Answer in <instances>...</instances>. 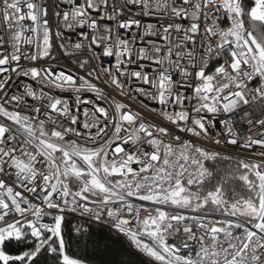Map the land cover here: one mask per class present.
Masks as SVG:
<instances>
[{"label":"snow or ice","instance_id":"snow-or-ice-1","mask_svg":"<svg viewBox=\"0 0 264 264\" xmlns=\"http://www.w3.org/2000/svg\"><path fill=\"white\" fill-rule=\"evenodd\" d=\"M93 225L264 264V0H0V264H88Z\"/></svg>","mask_w":264,"mask_h":264},{"label":"trees","instance_id":"trees-1","mask_svg":"<svg viewBox=\"0 0 264 264\" xmlns=\"http://www.w3.org/2000/svg\"><path fill=\"white\" fill-rule=\"evenodd\" d=\"M71 219V217H69ZM75 221H73L74 223ZM69 227H71L69 225ZM87 227V225H85ZM93 232L106 240L107 247L89 243L87 237L78 241L77 239H71L70 242V255L78 257H87L88 264H111L112 261H125L126 264H143V257L136 255L135 251L129 247V245L122 238H115L116 234L113 232L101 231L95 225H93ZM71 236H75V233H71ZM17 246L13 245L15 250ZM47 264H51L50 260Z\"/></svg>","mask_w":264,"mask_h":264},{"label":"built area","instance_id":"built-area-1","mask_svg":"<svg viewBox=\"0 0 264 264\" xmlns=\"http://www.w3.org/2000/svg\"><path fill=\"white\" fill-rule=\"evenodd\" d=\"M144 20H145L146 23L147 22H155V18L154 17L153 18L145 17ZM109 23H111V22H109ZM68 35H70L72 37V39H75L76 38V35L74 33H69ZM113 62L114 61L112 60V58H108V57H104L103 58V63H104L105 66H111V64ZM61 63L64 64V63H66V61H61ZM142 63L149 64L150 62L144 61ZM131 67L135 68V65H132ZM81 74H83V73L81 72ZM21 83H32L35 86V82L29 80L28 78H21V81L16 82V85L18 86ZM97 83H99V82H97ZM144 87H148V86L145 85ZM13 90L14 91H17L18 90V87H14ZM45 91L46 92H50L52 95H55V96H58V97H61V98H64V99H68L70 103L75 98V93L66 92V91L62 92L59 89H55V88H53V89L45 88ZM90 97H94V93L85 92L82 98L87 99V98H90ZM101 103H105V106H107V103L106 102H103L102 101ZM149 104L152 107H156V105H152L151 102H149ZM237 120L239 121V117H237ZM220 127H223V125L221 124ZM253 131H255V130H253ZM217 218L218 219H224V217H217ZM74 223H76V221ZM80 223H83V220H81ZM112 232L115 234V231L114 230ZM123 240H125V242L128 244V241L126 239H123Z\"/></svg>","mask_w":264,"mask_h":264}]
</instances>
